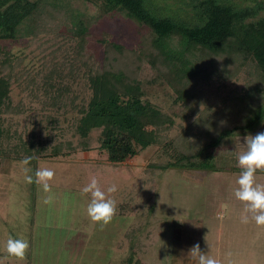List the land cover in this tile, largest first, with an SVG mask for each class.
I'll return each instance as SVG.
<instances>
[{"label":"rangeland","instance_id":"obj_1","mask_svg":"<svg viewBox=\"0 0 264 264\" xmlns=\"http://www.w3.org/2000/svg\"><path fill=\"white\" fill-rule=\"evenodd\" d=\"M69 1L74 11L93 17L84 45L89 62L101 64L100 39L123 46L124 65L142 82L144 99L173 121L156 143L136 146V154L112 162L100 147V128L86 136L78 131L91 96L88 70L74 64L78 39L49 29L1 41L8 53L22 57L25 71L11 79L10 103L2 113L0 264H127L132 250L130 264L136 257L142 264H264V122L213 148L212 162L226 160L221 169L171 165L173 155L199 148H188L191 141L178 144L195 113L184 109L187 115L180 118L179 107L171 113L172 72L148 62L157 54L148 27L102 13L89 0ZM151 1L159 15L191 26L200 22L195 0ZM228 1L261 5L255 18L264 15V0ZM168 42L178 48L176 39ZM252 71L242 68L227 82L201 74L200 100L211 103L243 88ZM16 133L25 140L36 133L43 141L32 161L7 149V137L12 146L19 142Z\"/></svg>","mask_w":264,"mask_h":264},{"label":"trees","instance_id":"obj_2","mask_svg":"<svg viewBox=\"0 0 264 264\" xmlns=\"http://www.w3.org/2000/svg\"><path fill=\"white\" fill-rule=\"evenodd\" d=\"M89 1L102 13L116 12L148 27L147 40L156 53L162 55V61L154 54L148 62L172 72V79L167 81L175 94L169 107L171 113L175 114L177 107L183 108L178 115L180 118L187 115L184 109L195 113L191 124L184 127L178 144L191 141L188 148L194 149V145L199 148L195 153L173 155L175 159L169 164L179 168L221 169L226 160L220 165H217L218 160L212 162L213 148L227 136L237 131L248 132L264 122V15L255 18L261 5L237 7L228 0H195L200 22L191 26L177 22L172 16L155 13L151 0ZM91 18L74 11L69 0H0V42H13L49 29L63 30L65 38L70 35L78 39L73 46L74 64L88 70L91 90L78 131L86 136L91 129L100 128V147L107 152L110 161L118 162L136 154V146L144 148L156 143L160 131L167 127L165 124L170 125L173 120L144 99L142 82L132 78L131 70L124 65L127 57L122 56L123 46L100 39L105 48L101 64L91 58L89 62L84 45ZM62 26L65 29H61ZM172 38L176 39L178 48L169 45ZM21 63L22 57L8 53L0 44V159L4 156L5 144L3 107L8 108L10 103L11 79H19L25 71ZM242 68L253 69L243 88H231L211 103L208 99L200 100L196 87L203 81L201 74L204 77L212 74L227 82ZM197 76L199 79H194ZM21 136L15 134L19 142L13 146L7 137V149L17 152L18 159L32 161L43 141L36 133L27 140ZM133 252L127 264L132 262ZM139 258L136 257L133 264H142Z\"/></svg>","mask_w":264,"mask_h":264},{"label":"crops","instance_id":"obj_3","mask_svg":"<svg viewBox=\"0 0 264 264\" xmlns=\"http://www.w3.org/2000/svg\"><path fill=\"white\" fill-rule=\"evenodd\" d=\"M28 264H30L29 260H28Z\"/></svg>","mask_w":264,"mask_h":264}]
</instances>
